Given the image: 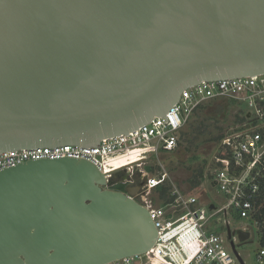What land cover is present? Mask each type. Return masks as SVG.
Listing matches in <instances>:
<instances>
[{"label":"water","instance_id":"obj_1","mask_svg":"<svg viewBox=\"0 0 264 264\" xmlns=\"http://www.w3.org/2000/svg\"><path fill=\"white\" fill-rule=\"evenodd\" d=\"M259 74L264 0H0V154L95 147L165 118L188 87ZM111 183L69 157L0 171V264L148 253L158 230L139 188Z\"/></svg>","mask_w":264,"mask_h":264},{"label":"built area","instance_id":"obj_2","mask_svg":"<svg viewBox=\"0 0 264 264\" xmlns=\"http://www.w3.org/2000/svg\"><path fill=\"white\" fill-rule=\"evenodd\" d=\"M216 100L234 106L236 117L234 125L223 132L213 156L208 170L211 179L206 174L207 186L219 188L222 196L202 204L198 196L180 190L166 170L153 175L141 168L150 156L175 151L183 128L194 114ZM135 150L140 151L141 160L125 167L129 177L123 185L139 188L135 199L148 209L158 239L145 255L110 264H144V257L156 264H234L239 259L229 249L238 236L229 239L227 227L231 228V222L245 220L240 230L257 226L264 233V74L202 81L188 87L165 118L155 117L128 135L104 139L95 147L66 145L2 153L0 171L27 161L69 157L93 162L112 181L114 175L107 172V162ZM136 178H141L143 185H137ZM165 185L170 186L173 200L163 204L158 198L159 206L148 196ZM218 223L222 225L219 232ZM257 258L264 263V248Z\"/></svg>","mask_w":264,"mask_h":264},{"label":"rangeland","instance_id":"obj_3","mask_svg":"<svg viewBox=\"0 0 264 264\" xmlns=\"http://www.w3.org/2000/svg\"><path fill=\"white\" fill-rule=\"evenodd\" d=\"M235 111L236 108L224 100L207 103L194 114L190 122L183 128L178 148L173 152H162L150 156L141 169L153 175L166 170L180 190L186 194L198 196L202 204L211 201L212 197L221 198L219 188L207 186L210 178L208 170L213 156L219 148L223 132L235 123ZM200 170H203V177L199 176ZM126 177H129L128 172L121 171L114 175L112 181L115 182ZM195 178L197 181H193ZM140 180L142 179L140 178ZM109 189H112V186H109ZM148 198L161 206L157 190H153ZM244 223L245 220L233 221L231 228L240 230ZM215 226H217L218 232L222 231L221 224L218 223ZM254 228L256 236L253 243L240 245L238 238L235 240L236 250L245 264H261L257 255L264 248V233L257 226ZM229 250L235 256L234 250ZM142 261L144 264H156L146 257ZM234 264L241 263L237 261Z\"/></svg>","mask_w":264,"mask_h":264},{"label":"bare ground","instance_id":"obj_4","mask_svg":"<svg viewBox=\"0 0 264 264\" xmlns=\"http://www.w3.org/2000/svg\"><path fill=\"white\" fill-rule=\"evenodd\" d=\"M136 155V156H134ZM140 158V151L135 150L127 156H120V158L117 159H111V161H108L106 164L107 172H113L114 170L125 168V167H132L133 164L138 163L141 159Z\"/></svg>","mask_w":264,"mask_h":264},{"label":"trees","instance_id":"obj_5","mask_svg":"<svg viewBox=\"0 0 264 264\" xmlns=\"http://www.w3.org/2000/svg\"><path fill=\"white\" fill-rule=\"evenodd\" d=\"M201 108H203V106H201L200 109ZM199 176H204L203 170L199 171ZM193 181H197V178H195ZM157 191L159 192V198L163 201V204L170 203L173 200V197L170 195V186H162L158 188Z\"/></svg>","mask_w":264,"mask_h":264},{"label":"flooded vegetation","instance_id":"obj_6","mask_svg":"<svg viewBox=\"0 0 264 264\" xmlns=\"http://www.w3.org/2000/svg\"><path fill=\"white\" fill-rule=\"evenodd\" d=\"M126 179H127V177L126 178H120L118 181H115V182L112 181L110 186H112V189L115 191L125 192L127 186L123 185V183H124V181H126ZM135 183L137 185H143L144 181L140 180V178H136Z\"/></svg>","mask_w":264,"mask_h":264}]
</instances>
